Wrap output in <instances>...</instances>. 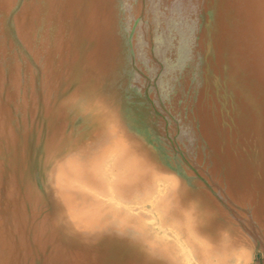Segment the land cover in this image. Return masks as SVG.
I'll list each match as a JSON object with an SVG mask.
<instances>
[{"label": "rangeland", "instance_id": "374dc122", "mask_svg": "<svg viewBox=\"0 0 264 264\" xmlns=\"http://www.w3.org/2000/svg\"><path fill=\"white\" fill-rule=\"evenodd\" d=\"M71 160L119 227L74 225ZM0 264H264V0H0Z\"/></svg>", "mask_w": 264, "mask_h": 264}, {"label": "bare ground", "instance_id": "6f19581e", "mask_svg": "<svg viewBox=\"0 0 264 264\" xmlns=\"http://www.w3.org/2000/svg\"><path fill=\"white\" fill-rule=\"evenodd\" d=\"M122 138L114 139L109 146L105 147L103 151L94 158L95 161L99 162L101 160L102 163L105 164L100 168L96 166L93 169L92 176L95 175L97 179L96 181L100 185H103L100 190V192L102 193L107 181V191L111 192L112 194L111 201L115 200L114 194L117 192V190H115V184L117 182L129 183L132 180H134L135 182L142 175L138 172V170L136 171L137 162L133 163V160L135 159H133L132 157L133 150L129 146L130 144H128ZM73 161L74 160H71L68 165L62 167L59 170L60 173H58V180L56 183L57 188L59 189V193L62 195L64 203L68 208L69 217L74 222V225L77 227H81L83 225V227L89 230L97 229L98 227L106 226L108 224H113L119 227L117 225L119 224V211L117 212V204L112 202V205L109 206L100 201L97 198L98 195H96V192H94L95 188L92 187L93 185H83V188H81L82 190L77 188V186L75 185V180H78L77 172H79L81 169H79L75 164H73L74 166L71 165ZM95 161H92V165ZM138 162L140 164L139 160ZM162 179L163 177L160 178L161 182L164 181ZM92 188L94 190H92ZM172 193L173 192L171 189L170 195ZM162 194L164 193L158 192V196H161L158 204L170 206L173 201L171 200V198L169 199L168 197L162 196ZM78 199H81L84 203V206L82 208H80L79 204L77 203ZM126 218L128 219V217ZM187 219L186 223L184 222L183 226L188 229V233L194 234V216L192 215L190 217H187ZM198 241L202 244L205 243V240L200 237L198 238Z\"/></svg>", "mask_w": 264, "mask_h": 264}]
</instances>
